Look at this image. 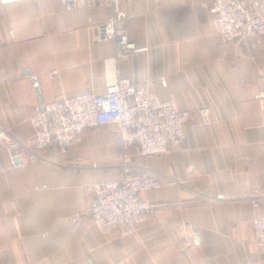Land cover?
Wrapping results in <instances>:
<instances>
[{
  "label": "crops",
  "instance_id": "crops-1",
  "mask_svg": "<svg viewBox=\"0 0 264 264\" xmlns=\"http://www.w3.org/2000/svg\"><path fill=\"white\" fill-rule=\"evenodd\" d=\"M119 3L140 51L115 63L114 45L95 42L89 27L107 19V6L0 5V128L47 158L24 154L25 167L14 168L0 143V264H264V245L252 233V220L264 219V109L254 98L264 90V34L244 35L236 45L223 41L210 0ZM112 72L134 83L152 79L161 100L191 112L179 146L130 158L140 167L136 175L155 170L173 181L163 178L145 192L154 213L126 236L90 222L93 198L85 189L122 177L116 128H86L61 155L35 147L30 123L43 103L103 93ZM201 106L211 107L208 125L196 113ZM253 189L262 195L255 208ZM75 214L81 223L73 229L65 219ZM184 221L197 228L186 247L179 240Z\"/></svg>",
  "mask_w": 264,
  "mask_h": 264
},
{
  "label": "built area",
  "instance_id": "built-area-1",
  "mask_svg": "<svg viewBox=\"0 0 264 264\" xmlns=\"http://www.w3.org/2000/svg\"><path fill=\"white\" fill-rule=\"evenodd\" d=\"M19 0H0V5ZM67 9L107 6L109 16L103 22L93 25L92 36L95 42H111L114 53L110 63L128 58L140 51L136 48L125 29L126 12L119 0H60ZM209 13L213 16L215 32L223 41L236 45L244 35L264 34V6L245 0H211ZM53 73V72H52ZM52 73H49L51 75ZM113 77L107 82L103 93L96 94L85 90L72 97H61L41 104L30 118L34 129L35 147L45 150L54 147L64 155L80 143L86 128L113 126L120 142V162L122 172L119 180L97 181L85 185L93 202L89 208V219L102 233L116 231L121 236L136 232L154 213L144 194L148 190L162 186L168 176L148 170L142 176L135 174L140 167L130 162L132 156L148 157L164 153L169 145L179 146L185 139V125L191 112L179 109L171 99L161 100L153 90V80L146 79L134 83L126 77ZM161 83L165 85L164 79ZM255 99L264 109V90L257 92ZM196 113L202 124L211 122V108L201 106ZM0 143L12 167L22 169L26 162L24 154L34 159L47 161L27 142L13 137L6 129L0 128ZM262 196L256 189L251 190L248 199L255 208ZM224 199L211 197V201ZM66 224L76 228L81 223L79 214L66 217ZM180 243L189 246L191 236L197 228L190 222L179 225ZM252 233L255 240L264 245V219L252 220ZM113 264H126L124 260Z\"/></svg>",
  "mask_w": 264,
  "mask_h": 264
},
{
  "label": "rangeland",
  "instance_id": "rangeland-1",
  "mask_svg": "<svg viewBox=\"0 0 264 264\" xmlns=\"http://www.w3.org/2000/svg\"><path fill=\"white\" fill-rule=\"evenodd\" d=\"M210 1H211V0H210ZM108 10H109V9H108ZM97 24H98V23H97ZM93 25H95V24H93ZM93 25H92V26H91V25L89 26L90 29L93 27ZM260 91H262V90H260ZM260 91H259V92H260ZM256 94H257V93H256ZM256 94H255V95H256ZM254 98H255V96H254ZM255 100H256V99H255ZM256 101H257V100H256ZM257 103H258V101H257ZM258 104H259V103H258ZM259 106H260V105H259ZM209 107H210V106H209ZM210 108H211V107H210ZM211 112H212V111H211ZM120 158H121V157H120ZM119 162H120V161H119ZM257 192H258V190H257ZM258 193H259V192H258ZM259 194H260V193H259ZM260 195H261V194H260ZM261 196H262V195H261Z\"/></svg>",
  "mask_w": 264,
  "mask_h": 264
},
{
  "label": "water",
  "instance_id": "water-1",
  "mask_svg": "<svg viewBox=\"0 0 264 264\" xmlns=\"http://www.w3.org/2000/svg\"><path fill=\"white\" fill-rule=\"evenodd\" d=\"M35 81V78H32ZM35 86H37V84L35 83Z\"/></svg>",
  "mask_w": 264,
  "mask_h": 264
}]
</instances>
